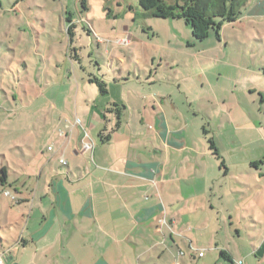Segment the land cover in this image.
I'll list each match as a JSON object with an SVG mask.
<instances>
[{
  "label": "rangeland",
  "instance_id": "rangeland-1",
  "mask_svg": "<svg viewBox=\"0 0 264 264\" xmlns=\"http://www.w3.org/2000/svg\"><path fill=\"white\" fill-rule=\"evenodd\" d=\"M14 2L0 0V163L25 138L39 149L48 143L52 111L43 100L49 76L56 74L57 83L68 72L77 84L85 78L80 96L85 89L103 101L121 96L116 139L130 136L140 145L144 134H131L142 108L136 97L172 93L177 113L194 121V142H202L207 156L200 158L215 181L209 194L214 206L205 214L213 217L215 233L193 239V249L204 256L192 250L187 264H264V0H247L238 20L201 41L182 20L143 13L138 0H86L85 9L79 0H22L15 12ZM94 76L105 82L106 93L89 83ZM115 123L116 117L108 131ZM209 137L228 172L208 149ZM3 194L0 218L11 201ZM0 225L7 245L13 233ZM221 249L232 261L220 256Z\"/></svg>",
  "mask_w": 264,
  "mask_h": 264
},
{
  "label": "crops",
  "instance_id": "crops-1",
  "mask_svg": "<svg viewBox=\"0 0 264 264\" xmlns=\"http://www.w3.org/2000/svg\"><path fill=\"white\" fill-rule=\"evenodd\" d=\"M49 77L43 100L52 111L48 143L39 149L25 138L0 163L6 174L0 192L11 199L0 223L13 233L7 245L0 238V252L7 251L3 264H187L193 241L216 228L205 215L215 181L200 158L207 156L202 142H194V121L177 113L172 93L138 96L141 114L131 134L142 132L145 140L116 139L120 116L101 143L98 132L116 117L112 104L121 106L124 99L103 101L94 89L80 96L86 80L77 84L75 73L61 76V83L56 74ZM75 117L82 126L73 125ZM83 129L92 151L81 149Z\"/></svg>",
  "mask_w": 264,
  "mask_h": 264
},
{
  "label": "trees",
  "instance_id": "trees-1",
  "mask_svg": "<svg viewBox=\"0 0 264 264\" xmlns=\"http://www.w3.org/2000/svg\"><path fill=\"white\" fill-rule=\"evenodd\" d=\"M82 9L86 8V0H79ZM247 0H173L166 2L164 0H138L140 8L143 13L153 15L158 18H170L182 20L190 27L192 37L195 40L205 39L210 31H215L217 36L224 23H230L238 20L241 14V8L246 4ZM70 27L68 28L69 31ZM94 82L98 91L103 94L106 93L105 82L96 76L89 79ZM123 105L112 104V111L116 116L115 125L108 131L103 127L98 132V140L101 143L107 142L110 139L111 133L119 126L120 116ZM109 109V110H110ZM203 133L207 130L203 128ZM208 148L214 157L221 160V167L225 168L222 156L219 154L212 137L208 138ZM251 165L256 166L257 161L251 162ZM5 170L0 169V181L4 182ZM220 256L226 260L232 261L231 255L221 249Z\"/></svg>",
  "mask_w": 264,
  "mask_h": 264
},
{
  "label": "built area",
  "instance_id": "built-area-1",
  "mask_svg": "<svg viewBox=\"0 0 264 264\" xmlns=\"http://www.w3.org/2000/svg\"><path fill=\"white\" fill-rule=\"evenodd\" d=\"M73 125H80V126H82L81 123H80V120L77 117L74 118ZM85 137H88V136H87L86 131L84 130V137H83L84 139L81 141V149L84 152L92 151L93 150V141H91V140H85ZM47 148L48 149H51L52 146H48ZM59 162L62 165H65L67 163L66 160L63 158V156H60ZM4 194L5 195H9L10 193L7 192V191H4ZM6 252L7 251L0 252V264H3L4 263V259L6 257ZM198 255L201 256V255H203V253L202 252H199Z\"/></svg>",
  "mask_w": 264,
  "mask_h": 264
},
{
  "label": "water",
  "instance_id": "water-1",
  "mask_svg": "<svg viewBox=\"0 0 264 264\" xmlns=\"http://www.w3.org/2000/svg\"><path fill=\"white\" fill-rule=\"evenodd\" d=\"M256 255H261V250H258V251L256 252Z\"/></svg>",
  "mask_w": 264,
  "mask_h": 264
}]
</instances>
